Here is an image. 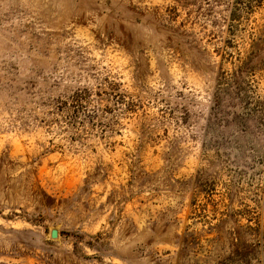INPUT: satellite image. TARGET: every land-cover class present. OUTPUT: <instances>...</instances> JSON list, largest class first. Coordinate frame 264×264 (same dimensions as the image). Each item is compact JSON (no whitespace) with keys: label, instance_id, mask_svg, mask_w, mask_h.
I'll use <instances>...</instances> for the list:
<instances>
[{"label":"rangeland","instance_id":"1","mask_svg":"<svg viewBox=\"0 0 264 264\" xmlns=\"http://www.w3.org/2000/svg\"><path fill=\"white\" fill-rule=\"evenodd\" d=\"M0 264H264V0H0Z\"/></svg>","mask_w":264,"mask_h":264},{"label":"water","instance_id":"2","mask_svg":"<svg viewBox=\"0 0 264 264\" xmlns=\"http://www.w3.org/2000/svg\"><path fill=\"white\" fill-rule=\"evenodd\" d=\"M51 237L52 238H56L57 237V231L56 230H52L51 231Z\"/></svg>","mask_w":264,"mask_h":264}]
</instances>
